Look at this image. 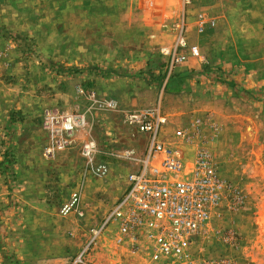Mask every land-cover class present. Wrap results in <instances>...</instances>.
Listing matches in <instances>:
<instances>
[{"label": "rangeland", "instance_id": "1", "mask_svg": "<svg viewBox=\"0 0 264 264\" xmlns=\"http://www.w3.org/2000/svg\"><path fill=\"white\" fill-rule=\"evenodd\" d=\"M190 1L0 0V264H264V0ZM48 111L85 119L53 153ZM157 112L161 141L206 149L233 192L154 261L106 221L149 146L129 116Z\"/></svg>", "mask_w": 264, "mask_h": 264}, {"label": "built area", "instance_id": "2", "mask_svg": "<svg viewBox=\"0 0 264 264\" xmlns=\"http://www.w3.org/2000/svg\"><path fill=\"white\" fill-rule=\"evenodd\" d=\"M183 2L184 5L191 3L190 0ZM176 29L178 46L185 47L184 23H177ZM196 53L197 48H193V54ZM184 60L185 55L174 52L173 65ZM129 121L148 136L149 146L142 165L129 176V188L106 224L112 220L119 222V244L126 239L136 243L143 236L150 245L144 250L150 251L154 261L184 256L233 188L218 176L206 149H199L189 161L182 148L161 141L160 132L167 124V118L161 113L133 114ZM43 124L54 139L53 149L49 151L53 153L71 143L73 134L84 126L85 119L80 115L67 117L48 111ZM94 150V144H87L84 154L90 156ZM79 201L80 191L75 190L62 205V214L72 212ZM134 246L135 251H140L138 245Z\"/></svg>", "mask_w": 264, "mask_h": 264}, {"label": "crops", "instance_id": "3", "mask_svg": "<svg viewBox=\"0 0 264 264\" xmlns=\"http://www.w3.org/2000/svg\"><path fill=\"white\" fill-rule=\"evenodd\" d=\"M183 75H186V74H183ZM183 84H185L184 88H186V87H187V85H188V83H187V82H184ZM191 84H192V83H191ZM191 84H190V85H191ZM196 86H197V88H198V89H200V90H201V89L203 88L202 86H204V85H203V84H199V83H198ZM200 86H201L202 88H201ZM204 87H206V85H205ZM184 153H185V155H186V154H187V150H184ZM186 156H187V155H186ZM190 161H191V159H190Z\"/></svg>", "mask_w": 264, "mask_h": 264}]
</instances>
